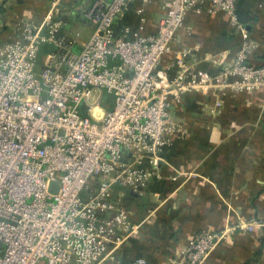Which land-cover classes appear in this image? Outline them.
Masks as SVG:
<instances>
[{"label":"built area","instance_id":"obj_1","mask_svg":"<svg viewBox=\"0 0 264 264\" xmlns=\"http://www.w3.org/2000/svg\"><path fill=\"white\" fill-rule=\"evenodd\" d=\"M45 1L40 24L25 23L23 40L0 45V264H110L137 231L121 198L160 179L163 153L185 135L173 107L190 92H252L264 86V66H250L245 40L213 75L193 71L185 48L176 52L171 77L157 69L186 13L200 12L205 2L242 32L238 0H143L162 9L149 34H142L144 19L136 30L114 29L133 0H88L79 8ZM73 12L93 24L80 51L79 34L62 32L61 19ZM44 44L54 48L41 58ZM223 233L192 236L181 251L185 264H202Z\"/></svg>","mask_w":264,"mask_h":264},{"label":"crops","instance_id":"obj_2","mask_svg":"<svg viewBox=\"0 0 264 264\" xmlns=\"http://www.w3.org/2000/svg\"><path fill=\"white\" fill-rule=\"evenodd\" d=\"M43 1L0 0V45L23 40L25 23L43 21L49 9ZM87 1L64 0V6L79 8ZM262 2L237 1L242 32L226 14L212 11L208 2L200 5V12L188 11L172 51L157 69L171 77L176 52L185 48L193 71L213 75L235 59L245 40L251 45L248 63L263 67ZM161 16L158 3L133 0L116 18L114 29L118 33L125 28L136 30L144 19L142 34H149ZM61 20L63 33L79 34L75 49L80 51L93 24L80 19L78 12ZM44 46L47 52L54 48ZM218 99L221 108L215 106ZM112 101L106 95L104 106L111 109ZM173 114L185 135L173 138L163 153L160 179L152 180L141 195L126 191L121 198L122 206L133 214L137 231L107 262L133 264L144 258L147 264H185L181 251L187 241L214 231L224 232L222 240L202 264H264V86L239 95L190 92L173 107ZM242 223L255 227L245 231L239 227Z\"/></svg>","mask_w":264,"mask_h":264},{"label":"rangeland","instance_id":"obj_3","mask_svg":"<svg viewBox=\"0 0 264 264\" xmlns=\"http://www.w3.org/2000/svg\"><path fill=\"white\" fill-rule=\"evenodd\" d=\"M91 191H92L91 188L85 189V191L83 192V199H87L88 196L90 195Z\"/></svg>","mask_w":264,"mask_h":264},{"label":"trees","instance_id":"obj_4","mask_svg":"<svg viewBox=\"0 0 264 264\" xmlns=\"http://www.w3.org/2000/svg\"><path fill=\"white\" fill-rule=\"evenodd\" d=\"M74 13V12H73ZM73 13H71V14H73ZM71 14H69V15H71ZM65 16H68V15H65ZM65 16H63V17H65ZM44 47V48H43ZM40 53L41 54H43V53H47V49H46V46H44V45H42L41 46V48H40ZM111 102V101H110ZM110 105V104H109Z\"/></svg>","mask_w":264,"mask_h":264},{"label":"water","instance_id":"obj_5","mask_svg":"<svg viewBox=\"0 0 264 264\" xmlns=\"http://www.w3.org/2000/svg\"><path fill=\"white\" fill-rule=\"evenodd\" d=\"M51 189L53 190V188L51 187ZM53 191H55V190H53Z\"/></svg>","mask_w":264,"mask_h":264}]
</instances>
